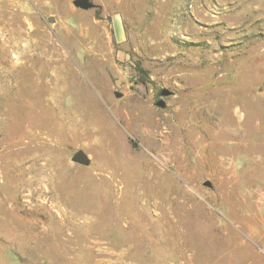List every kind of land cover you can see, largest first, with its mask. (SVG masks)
Masks as SVG:
<instances>
[{
    "label": "rangeland",
    "instance_id": "1",
    "mask_svg": "<svg viewBox=\"0 0 264 264\" xmlns=\"http://www.w3.org/2000/svg\"><path fill=\"white\" fill-rule=\"evenodd\" d=\"M75 1L0 0V264H264V0Z\"/></svg>",
    "mask_w": 264,
    "mask_h": 264
},
{
    "label": "water",
    "instance_id": "2",
    "mask_svg": "<svg viewBox=\"0 0 264 264\" xmlns=\"http://www.w3.org/2000/svg\"><path fill=\"white\" fill-rule=\"evenodd\" d=\"M75 4L83 9H88L92 7V4L88 1V0H76ZM172 92L169 91L168 89H163L161 91V96L163 97H168L171 96ZM161 104V103H160ZM73 160L75 162H78L82 165H88L89 164V159L87 157V155L83 152V151H78L74 157Z\"/></svg>",
    "mask_w": 264,
    "mask_h": 264
},
{
    "label": "bare ground",
    "instance_id": "3",
    "mask_svg": "<svg viewBox=\"0 0 264 264\" xmlns=\"http://www.w3.org/2000/svg\"><path fill=\"white\" fill-rule=\"evenodd\" d=\"M160 137V136H159ZM151 163V162H150Z\"/></svg>",
    "mask_w": 264,
    "mask_h": 264
}]
</instances>
